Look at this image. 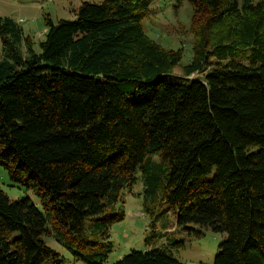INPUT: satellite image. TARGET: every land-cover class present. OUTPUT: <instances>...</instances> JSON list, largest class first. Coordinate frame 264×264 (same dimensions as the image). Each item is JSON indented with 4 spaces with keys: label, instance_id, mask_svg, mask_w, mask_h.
<instances>
[{
    "label": "trees",
    "instance_id": "16d2710c",
    "mask_svg": "<svg viewBox=\"0 0 264 264\" xmlns=\"http://www.w3.org/2000/svg\"><path fill=\"white\" fill-rule=\"evenodd\" d=\"M152 2L82 1L55 23L47 14L36 47L0 17V166L69 232L95 215L108 232L124 215L105 214V201L157 152L177 227L226 233L214 264H264V0H189L186 64L144 31ZM144 168L152 182L164 166ZM51 231L29 196L0 188V264L59 263ZM113 264L182 263L152 247Z\"/></svg>",
    "mask_w": 264,
    "mask_h": 264
},
{
    "label": "rangeland",
    "instance_id": "374dc122",
    "mask_svg": "<svg viewBox=\"0 0 264 264\" xmlns=\"http://www.w3.org/2000/svg\"><path fill=\"white\" fill-rule=\"evenodd\" d=\"M82 1L101 2L102 0H0V17L9 16L30 35L35 42L44 36L45 15L49 14L55 23L60 18L73 19ZM243 0H238L239 5ZM192 6L189 0H153L149 14L142 20L146 34L166 49H180L181 64L192 57V33L190 20ZM24 51V47L22 46ZM235 54V53H234ZM251 49L236 51L235 58H248ZM3 58L0 39V60ZM181 65L174 68L177 77ZM193 73L188 79L199 78ZM164 166L155 178L150 180L151 171L144 165ZM143 167H138L133 180L120 189L117 200H106L105 214L123 212V218L108 224V232L99 221L103 216L86 218L80 233L69 232L57 223L52 215L39 205V198L30 189L14 182L7 170L0 166V188L10 199L29 196L43 213L48 226L54 227L51 234L44 235L45 243L58 253L59 263L50 257L41 264H113L132 250H146L152 247H167L170 253L182 264H214L219 243L226 238L223 232L197 225L184 230L177 227L176 215L170 205L162 199L165 184V162L159 153L149 154ZM192 227V226H191ZM167 228V229H165ZM194 230H200L196 234Z\"/></svg>",
    "mask_w": 264,
    "mask_h": 264
}]
</instances>
